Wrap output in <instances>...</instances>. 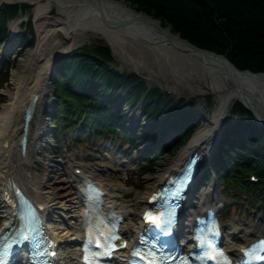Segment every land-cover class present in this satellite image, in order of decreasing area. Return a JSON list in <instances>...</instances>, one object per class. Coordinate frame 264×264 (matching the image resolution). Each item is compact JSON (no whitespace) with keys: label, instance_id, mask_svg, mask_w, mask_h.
<instances>
[{"label":"bare ground","instance_id":"bare-ground-1","mask_svg":"<svg viewBox=\"0 0 264 264\" xmlns=\"http://www.w3.org/2000/svg\"><path fill=\"white\" fill-rule=\"evenodd\" d=\"M6 1L28 2L31 5V9L35 11L37 34L34 45L26 50L18 66L12 72L15 90L11 100L5 102V106L0 108V185L7 177L18 181L30 196L44 205L46 214H51L54 218L58 217L53 209L56 206L63 211L70 210L72 216H77L71 223H48L50 226L54 224V230L50 229L51 236L60 246L63 243H74L76 246V240L82 235L80 214H76L77 210H74L79 202L77 179L80 178L85 180L90 177L109 188L110 200L117 203L116 208L120 209L124 215L121 224L123 233L130 232L133 227L137 226L138 221V216L132 218L134 211L131 205L123 199L126 194L123 183L103 182V175L107 174V166L110 163L109 159L108 161L101 160V166L98 162L86 168L83 164L75 165L68 178L56 179L53 175L51 176L52 171L48 170L51 164L46 161L42 162L44 169L39 173L35 168H30L37 153L34 139L44 130L41 113L46 108L42 99V95L47 90L45 80L51 70L52 62L62 52L91 37H100L119 54L127 51L139 57H141L140 54H146L154 69L149 72L150 78L158 76L159 70H165L169 74L178 73L182 78H186L183 81L193 92L209 91L216 97L217 103L211 114L190 136L184 150L156 176L145 179V191L135 195L136 206H145L149 191L158 185L167 174L172 173L176 163L188 152L192 149H199L206 153L211 149L216 127L227 110L226 104L241 99L250 108L257 109L254 102L256 99H251L248 93L250 96L252 94L257 97L261 104L264 102V77L238 73L230 68V72H227L219 58L204 55L184 43L170 40L151 24L142 21L116 24L120 20L140 15L124 0ZM89 3L93 6H89ZM52 4L57 7V12L54 14H50ZM170 59H175L176 64H171ZM235 86L242 87V91L235 90ZM33 95L37 98L32 117L27 124L26 146L22 154L19 146L22 117L24 107ZM76 167L80 168L79 174L73 171ZM27 184H30V187ZM215 198L216 190L210 184L206 185L199 195L194 196L193 213H196L201 206H210V201ZM2 207L0 204V225H4L5 218L9 216V211ZM220 216L221 213L219 218ZM224 224L227 225L228 232L242 229L240 235H235L236 237L232 240V243L236 245H245L264 230V224L259 219L255 222L239 223L234 218H230ZM61 253L66 264H78L77 252L61 251Z\"/></svg>","mask_w":264,"mask_h":264},{"label":"trees","instance_id":"trees-1","mask_svg":"<svg viewBox=\"0 0 264 264\" xmlns=\"http://www.w3.org/2000/svg\"><path fill=\"white\" fill-rule=\"evenodd\" d=\"M124 1L136 10L158 18L163 26L170 25L173 32L198 47L224 54L237 68L264 71V0ZM29 7L28 3H0V41L7 19L26 12ZM23 26L27 34L19 33L16 38L26 41L29 35L31 43L34 39L31 18ZM114 62L109 46L103 41L84 44L60 58L59 70L51 81L57 135L63 125L87 127L89 124L96 127V136L108 131L115 133L118 129L124 140L134 144L133 135L118 127L125 111L122 108L111 111L98 96V92L109 93L131 108L138 105L146 120L153 118V126L156 123L162 126L178 124L182 135L175 144L168 147L162 144L170 153L199 124L194 119L186 128L187 118L201 110V104L211 101V97H173L157 86L148 87L144 78L134 71H117ZM8 72L9 68L0 66V87L8 83ZM229 118L235 121L226 122L217 152L209 161L208 177L204 176V179L207 181L214 172L218 185L224 188L223 194L235 185L244 190L237 198H245L249 208L259 207L264 213V125L257 124L254 114L239 101L231 106ZM82 133L85 135L86 130ZM158 152L159 149L154 148L152 155L146 153L143 156L138 152V157L146 160L157 157ZM251 173L255 175V181L249 178Z\"/></svg>","mask_w":264,"mask_h":264},{"label":"rangeland","instance_id":"rangeland-1","mask_svg":"<svg viewBox=\"0 0 264 264\" xmlns=\"http://www.w3.org/2000/svg\"><path fill=\"white\" fill-rule=\"evenodd\" d=\"M2 1V0H1ZM0 1V2H1ZM57 12V7L55 4L51 5L50 14H54ZM27 15H31L33 18L34 26H35V11L29 8L24 14H22L20 17L12 19L9 21L8 26H13V29L15 31H22L18 27V22H20L22 19H25ZM36 28V26H35ZM36 31V29H35ZM37 32V31H36ZM36 37V36H35ZM36 39V38H35ZM35 39L32 43V45L35 43ZM98 40H102L106 42L103 38L100 37H91L90 39H87L73 47L80 46L85 43L90 42H96ZM1 47V45H0ZM31 46H28L26 43H21L20 46L17 48V53H13L10 55L9 58H6L7 60L3 64V60L0 59V65L6 66L9 68L8 72V79L9 82L5 84L2 88L0 87V92L3 93V96L0 97V108L2 106H5V102H9L11 100V96L15 90V84L12 80V72L16 69L20 62V58L25 54L26 50L29 49ZM68 51V49L66 50ZM119 54L116 50H113V57L115 61L117 62V67H124L127 69H136L139 73L143 74L144 76H148V73L152 70L154 71L151 61L149 58H147L146 54H140L139 56L132 55L131 51H127L126 53ZM139 54V53H138ZM1 55V53H0ZM56 60V59H55ZM58 60V59H57ZM58 61H55L57 63ZM171 64H176L175 59H170ZM178 73H171L165 71V70H159L157 72L156 76V84L160 86L162 89L168 88L175 95L182 94L186 95L188 97H194V96H204V92H193L190 90V88L184 83L183 80L186 78H182ZM180 77V78H179ZM48 82V79L45 80V83ZM48 92H51L48 89ZM211 101L207 103H202V113L204 114L205 118L209 117L212 110L214 109L215 104L217 103L216 97L214 95L211 96ZM227 113V112H226ZM223 114L220 123L218 124V127L224 122L225 120V114ZM41 116L45 117V114L41 113ZM46 123L48 122L45 120ZM52 121H54L52 119ZM217 127V128H218ZM216 128V131H217ZM64 135H66L63 139H60L57 142H54L56 146L46 144L45 147L42 146L41 153L35 156L34 163L32 162L30 164L31 169H36L37 172H41L44 169V166L41 165L42 162L46 161L49 164H51L50 167H48L49 171L51 172V176L53 175L56 179L58 178H68V175L70 174L72 167L75 165H81L83 164L86 167H89L94 162H98L99 165L102 164L101 160L108 161L107 166V174L103 175V181H114L116 183H123L124 189L126 191V194L123 196V199L126 200L130 205L131 209L134 211V214L132 218L134 219L137 216V212L141 208V206H136V194H142L143 191H145V179L147 177H153L156 176L157 173H159L162 169L169 166L170 163L173 161V159L184 150L186 145L188 144L189 138H187L182 144H180L175 149H172L170 153H167V151L158 153L157 157H151L148 161V163L136 161L133 163H125L124 165H120L119 163H114L115 161H121L123 158L121 156L120 150L113 149L112 151L103 150L104 152L99 151V144L97 145L98 141H94L92 143L91 141L86 140L85 138H80L78 141L72 142V131L70 130V126L67 125ZM108 137H115L114 134L111 133L107 134ZM73 136H78L74 134ZM50 138V137H49ZM52 138H50L51 140ZM214 140L211 142V150L209 151V154L214 151ZM175 144V143H174ZM67 147V149H66ZM124 148L127 150H132L131 145L125 144ZM125 159V158H123ZM38 161V163L36 162ZM113 161V162H112ZM129 164V165H128ZM76 171V168H75ZM28 185V184H27ZM58 185V184H57ZM30 187V184L28 185ZM232 188L227 191L226 196H224V200L227 202L234 203L233 207L230 208V210L227 212V217L224 221H226L230 218H234L239 223H250L255 222L260 219V221L264 224V215L261 213H258L257 210H242L240 211L239 215H236L237 211L242 207L243 203L242 201L238 200L235 201L231 199L230 197L237 196L241 191H244L243 189H240L239 187L232 185ZM216 196L219 197V193L224 190L223 187L216 186ZM65 189V187L63 188ZM201 191V190H200ZM196 193V192H195ZM200 193V192H199ZM56 212V216L60 213H64L63 209H60L58 206L53 208ZM242 209V208H241ZM253 211V212H252ZM1 212V211H0ZM252 212V214H251ZM247 214V215H245ZM67 223L74 222V220L69 219L67 216L65 218V221ZM236 232H238L236 230ZM240 234V232H238ZM62 251H69L70 253H74L75 247L71 244H63L61 247Z\"/></svg>","mask_w":264,"mask_h":264},{"label":"snow or ice","instance_id":"snow-or-ice-1","mask_svg":"<svg viewBox=\"0 0 264 264\" xmlns=\"http://www.w3.org/2000/svg\"><path fill=\"white\" fill-rule=\"evenodd\" d=\"M191 165H189L190 167ZM183 186V178L180 181L176 182V186L171 190V197L176 198L180 194V190ZM154 198V197H150ZM174 200L170 202L169 206L165 210L160 211H145L144 218L152 223H154L157 227V231L161 234H166L171 231L170 225L174 223V208H175ZM29 211H32L31 209ZM208 230L213 235H217L219 233V224L213 219L208 226ZM23 235V233L21 234ZM114 235V234H113ZM110 241V238H109ZM197 244L200 245L205 251L202 252V255L211 256L213 258L222 259L225 264H232L228 254L225 250L215 244V241L207 235H201L199 232L196 234ZM19 241H7L0 245V264H5V256L7 255L10 246L13 243H18ZM97 244H100V240H96ZM261 248H264V239L259 240L257 242ZM152 244L157 248L156 251H149L147 260V264H164V260L172 259L171 255L167 252L159 251L160 248L168 247V243L165 240H161L157 242V240L153 239ZM113 247L115 245H112ZM254 246L243 249L244 253L253 252ZM140 255V253H137ZM163 257V259H161ZM255 258L259 257V254H256ZM179 264H190L187 256L179 261Z\"/></svg>","mask_w":264,"mask_h":264},{"label":"water","instance_id":"water-1","mask_svg":"<svg viewBox=\"0 0 264 264\" xmlns=\"http://www.w3.org/2000/svg\"><path fill=\"white\" fill-rule=\"evenodd\" d=\"M90 5L93 6L91 3H89V6ZM135 11H137V10H135ZM137 12L140 13L139 16L134 17V18L132 17V18L126 19V20H120V21L116 22V24H118V25H122L125 23L127 24L129 21H142L143 23L151 24L156 30H158L160 33L165 35L166 38H168L170 40H175V41H179L181 43H184L187 46L194 49L195 51H199V52L203 53L204 55H208V56L210 55V56L219 58L222 61V64H223L225 71H227V72H230V69H232L238 73H246V74H250V75H258L260 77H264V71L253 72V71H250L249 69H239L224 54L216 53L212 50H208L205 48L198 47L197 45L193 44L192 42L188 41L187 39L181 37L178 33L173 32L171 30L170 25L166 24L165 26H163L161 23V20H159L158 18H154L152 15H149V14L142 12V11H137ZM146 81L149 84L151 82H154V81H152V79H150L148 77L146 78ZM234 88L238 92L242 91V87L235 86ZM243 92H244V90H243ZM204 94L212 95V93L209 91H205ZM248 96L251 97V99H256V101L254 100L255 105L257 107V109L255 108L256 110L247 106L245 103H243V101L241 99H237V100L240 101L242 104H244L246 107H248L253 112V114L255 115V117L259 123L264 124V102L261 104V101H259V99H257V97H255L252 94L250 96V93H248ZM229 105H230V103L227 104L226 109H228Z\"/></svg>","mask_w":264,"mask_h":264}]
</instances>
